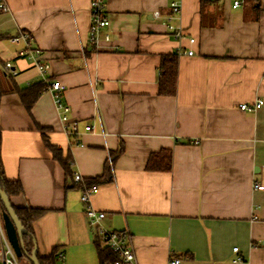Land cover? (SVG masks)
Returning <instances> with one entry per match:
<instances>
[{"label": "crops", "instance_id": "obj_1", "mask_svg": "<svg viewBox=\"0 0 264 264\" xmlns=\"http://www.w3.org/2000/svg\"><path fill=\"white\" fill-rule=\"evenodd\" d=\"M3 1L0 160L4 176L21 183L11 202L47 210L32 225L36 254L55 248L54 264H102L72 172L87 182L109 167L89 203L104 213L103 228L129 240L138 264H264V102L238 108L264 99V0L237 8L234 0H105L108 24L95 43L90 0ZM171 2L179 38L164 18ZM19 31L40 50L44 75L17 54L24 42L9 41ZM171 52L176 91L163 96L160 57ZM51 81L64 87L76 135L62 130ZM36 126L68 157L69 172ZM167 149L170 169L147 170ZM236 254L244 261L233 262Z\"/></svg>", "mask_w": 264, "mask_h": 264}, {"label": "built area", "instance_id": "obj_2", "mask_svg": "<svg viewBox=\"0 0 264 264\" xmlns=\"http://www.w3.org/2000/svg\"><path fill=\"white\" fill-rule=\"evenodd\" d=\"M104 2L105 0H90L89 1V11H90V27L88 33V40L92 43L97 42L98 34L102 28L107 26L108 18L106 16V11L104 10ZM241 0H234L232 2V7L237 8L240 5ZM0 6L4 8V1L0 0ZM171 13L165 15V22L167 23V29L169 32L173 34L175 38H179L180 30L179 28L175 27L171 21L178 16L180 8L176 2L170 3ZM155 17H159V13L155 11L153 13ZM29 37L30 35L27 32L19 31L14 36L9 37V41L11 43H18L24 42V46L18 50L17 54L21 57L27 59L30 64L35 66L38 71L42 75L46 73L47 64L42 62L41 52L38 48L30 47L29 45ZM194 38H190L189 42L192 43ZM185 53L187 55H192L193 52L191 50H182L179 51ZM5 69L9 70L12 75H16L17 73L12 70L11 63L5 62L4 63ZM63 86L60 85L57 81H51L48 84V90L52 94L53 101L55 103V108L57 115L59 116V120L62 125V130L69 136H73L78 134L77 124L76 121L71 120L70 116L68 115L69 107L67 103L61 99V93L63 90ZM264 102V99L257 98L253 103L246 104L240 103L238 105L239 110L244 111H255L256 108L260 107ZM86 131L91 130V126L86 125L84 126ZM72 179L73 182L79 186L81 189L80 193V202L83 204V213L85 218L87 219L88 226L90 229L97 234L103 245L108 248L110 252L116 254V258L112 260L108 264H138L135 258V253L133 247L127 238L122 236L121 233L114 231V230H106L102 226V220L104 219V213L102 211H98L93 209L91 204L89 203L91 195L97 190V187L89 186L83 180L82 174L78 173L77 171L72 172ZM254 188H262L260 183H254ZM233 251H237V247L232 248ZM57 258L61 260L63 258L62 252H57ZM244 258L236 254L233 257V262L240 263L243 262ZM179 260L177 258L171 259L170 263H178ZM0 264H18V257L13 250L8 237L5 235L4 230V221H2V212L0 209Z\"/></svg>", "mask_w": 264, "mask_h": 264}, {"label": "trees", "instance_id": "obj_3", "mask_svg": "<svg viewBox=\"0 0 264 264\" xmlns=\"http://www.w3.org/2000/svg\"><path fill=\"white\" fill-rule=\"evenodd\" d=\"M201 5L207 2H214L218 0H200ZM177 57L178 54L176 52L171 53H164L160 57L159 63V75H158V94L159 95H169L172 96L175 94L176 91V78H177ZM45 88L44 86H40L37 88L36 94L43 91ZM21 96H24V93H20ZM34 97H30L27 100H23L27 109L30 108L32 105ZM39 131H41L43 144L45 147L51 151L52 156L55 160H57L63 168H65L66 172H69L68 164L69 160L68 157L62 158L61 156V149L52 143L49 142L45 135V131L42 127L36 126ZM171 154L170 150H162L159 153L153 154L151 158L148 160L146 164V169L149 171L157 170V171H168L171 166ZM109 167L104 171V178L102 176L95 177L93 180H89L86 182L89 186H97L99 183H107L110 181V173ZM107 175V176H105ZM0 190L4 191L8 196L10 201V206H12L17 220H19L20 225L22 227V241H21V250L23 251L22 255L28 257L31 255L33 251V247L35 246L34 243V235H33V223L36 219L42 217L47 210L37 207H27V206H15L11 200L13 197L18 196L21 191V183L19 181L10 180L6 176H4L3 165L0 160ZM0 209L2 214L5 212V208L0 201ZM95 248L97 249L98 256L102 264H108L112 260L116 258V254L110 252L107 247L103 245L100 237L96 235L95 237ZM54 256H55V248H53L52 253L48 257H40L36 254L38 264H54ZM31 263V262H30ZM32 264V263H31Z\"/></svg>", "mask_w": 264, "mask_h": 264}, {"label": "water", "instance_id": "obj_4", "mask_svg": "<svg viewBox=\"0 0 264 264\" xmlns=\"http://www.w3.org/2000/svg\"><path fill=\"white\" fill-rule=\"evenodd\" d=\"M0 201L5 208V212L2 214V221H4V230L5 235L8 237V240L15 250L17 257L22 256L23 251L21 250V241H22V227L20 225L19 220L15 215V212L10 206V201L6 193L0 190ZM31 255L28 256L30 262L32 264H38V260L36 257L37 250L35 246L32 249Z\"/></svg>", "mask_w": 264, "mask_h": 264}, {"label": "rangeland", "instance_id": "obj_5", "mask_svg": "<svg viewBox=\"0 0 264 264\" xmlns=\"http://www.w3.org/2000/svg\"><path fill=\"white\" fill-rule=\"evenodd\" d=\"M18 264H30L25 255L18 257Z\"/></svg>", "mask_w": 264, "mask_h": 264}]
</instances>
